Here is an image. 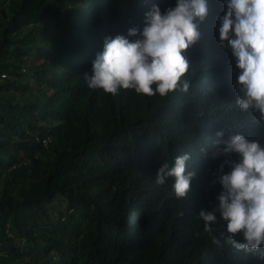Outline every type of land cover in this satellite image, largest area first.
<instances>
[{
    "label": "trees",
    "instance_id": "16d2710c",
    "mask_svg": "<svg viewBox=\"0 0 264 264\" xmlns=\"http://www.w3.org/2000/svg\"><path fill=\"white\" fill-rule=\"evenodd\" d=\"M153 5L176 0H0V264H264V245L237 250L218 213L211 235L198 216L221 190L217 131L264 145L259 112L236 103L239 72L220 62L214 12L185 53L187 92L87 85L105 37L134 41ZM185 153L196 176L178 199L174 177L155 178Z\"/></svg>",
    "mask_w": 264,
    "mask_h": 264
},
{
    "label": "clouds",
    "instance_id": "9594fccd",
    "mask_svg": "<svg viewBox=\"0 0 264 264\" xmlns=\"http://www.w3.org/2000/svg\"><path fill=\"white\" fill-rule=\"evenodd\" d=\"M211 10L220 21V46L230 48V60L220 62L239 72L236 103L241 110L259 112L264 122V0H176L175 7L163 13L153 5L145 14V25L137 39L130 41L119 34L105 37L103 51L92 62L91 75L85 73L88 87L113 95L123 88L163 97L182 84V91L187 92L189 83L181 80L190 66L185 53L200 39L199 22L210 18ZM128 34L137 36L138 29L131 28ZM224 135L223 130L217 131L215 143L223 147L213 153V159L226 157L211 182L221 186L217 203L211 210L201 209L198 216L204 231L211 235L218 213L226 222V242L237 250L255 253L264 245V145L240 133L226 139ZM233 154L238 159H231ZM190 158L185 153L175 158L172 167L163 163L156 173V184L174 177L176 198H186L196 176L195 170H187ZM226 165L230 168L227 172ZM238 234L243 235L242 242L235 239ZM211 238L220 244L214 235Z\"/></svg>",
    "mask_w": 264,
    "mask_h": 264
},
{
    "label": "built area",
    "instance_id": "2783aa9c",
    "mask_svg": "<svg viewBox=\"0 0 264 264\" xmlns=\"http://www.w3.org/2000/svg\"><path fill=\"white\" fill-rule=\"evenodd\" d=\"M4 73H2L0 76L1 77H4ZM50 141V136H45L44 138H42L41 139V143L43 144V145H46L48 142Z\"/></svg>",
    "mask_w": 264,
    "mask_h": 264
},
{
    "label": "rangeland",
    "instance_id": "374dc122",
    "mask_svg": "<svg viewBox=\"0 0 264 264\" xmlns=\"http://www.w3.org/2000/svg\"><path fill=\"white\" fill-rule=\"evenodd\" d=\"M22 241V240H21Z\"/></svg>",
    "mask_w": 264,
    "mask_h": 264
}]
</instances>
